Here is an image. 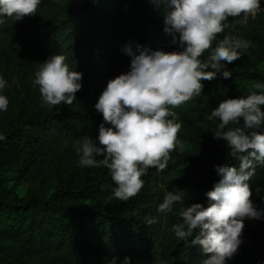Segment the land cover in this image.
<instances>
[{"label": "trees", "instance_id": "trees-1", "mask_svg": "<svg viewBox=\"0 0 264 264\" xmlns=\"http://www.w3.org/2000/svg\"><path fill=\"white\" fill-rule=\"evenodd\" d=\"M262 7L258 14L264 20V0ZM243 17H229L213 47L228 34L229 25ZM6 19L0 33L10 44L1 50L3 57H33L34 74L24 86L23 99L13 98L16 103L0 111V126L7 116L14 120L0 128L5 137L0 140V264H112L113 258L122 264L125 257L131 264H153L149 255L162 264H203L207 255L191 243L199 230L187 241L173 231L174 225L183 223L181 206L173 213L158 211L165 193L155 185V168L142 177V190L124 202L114 195L111 170L79 166L75 150L76 141L89 138L99 146L104 120L95 105L109 80L131 70L128 46L137 54L142 49L183 50L178 35L165 31L163 6L152 0H41L34 16ZM244 31L250 47L235 61L239 78L217 74L203 83V92L190 101L189 111L179 108L175 116L185 150L181 153L178 146L170 153L166 169L173 173L169 191H187L185 207L209 205L206 193L222 178L217 165H240L227 142L214 138L219 119L208 117L225 99L245 97L258 91L255 85H264V29L249 25ZM40 52L49 53V58L62 54L72 70L83 73L72 105H44L39 86L33 85L43 63ZM16 163L34 179L45 181L53 173V189L22 197L3 194L4 176ZM255 168L249 181L252 200L264 210V163L255 162ZM151 218L156 223L149 225ZM244 223L242 243L226 264H264V217Z\"/></svg>", "mask_w": 264, "mask_h": 264}, {"label": "clouds", "instance_id": "clouds-1", "mask_svg": "<svg viewBox=\"0 0 264 264\" xmlns=\"http://www.w3.org/2000/svg\"><path fill=\"white\" fill-rule=\"evenodd\" d=\"M152 2L163 6L165 31L178 35L183 50L142 49L137 54L128 46L125 51L132 58L131 70L109 80L95 105L104 120L99 126V146L89 138L76 141L75 147L79 166L111 170L116 184L114 195L124 202L142 190V177L150 168L163 172L170 153L178 146L184 152L179 139L181 124L176 122L172 109L200 96L203 81H211L217 74L231 78L225 65L248 51L249 41L237 37H225L213 47L217 36L228 27L225 22L229 17H255L261 9L260 0ZM40 3L41 0H0V25L5 24L4 17L19 21L34 16ZM205 53L207 58H203ZM35 77L33 85L39 86L45 106L72 105L82 88L83 73L72 70L62 54L43 62ZM7 87L8 82L0 77V92ZM255 88L258 91L245 97L225 99L208 117L219 119L214 138L226 141L231 157L240 161L238 168L216 166L222 178L206 193L209 205L193 203L185 207L188 193L176 189L168 191L158 206V211L165 214L181 206L183 223L174 225L173 231L179 240L187 241L199 230L191 243L200 245L207 255L203 264H226L242 243L245 219L264 217V210L252 200L249 183L256 172L255 162L264 163V132L259 131L264 127V85L257 84ZM8 106V97L0 94V111L6 112ZM147 223L152 225L156 219ZM112 264H116V258ZM122 264H131V259L125 257Z\"/></svg>", "mask_w": 264, "mask_h": 264}, {"label": "rangeland", "instance_id": "rangeland-1", "mask_svg": "<svg viewBox=\"0 0 264 264\" xmlns=\"http://www.w3.org/2000/svg\"><path fill=\"white\" fill-rule=\"evenodd\" d=\"M261 10L262 8V0H260ZM259 13V12H258ZM256 14L255 17L248 16L247 18L243 17L241 20L229 25L228 34L223 37L232 38L237 37L241 39H246L245 28L249 27V25H256L260 29H264V20L263 16H259ZM7 17H4L5 21ZM1 27V25H0ZM1 32V30H0ZM222 39V40H223ZM221 40V41H222ZM10 44V40L4 36V34L0 33V77H3L8 82V87L0 94L6 95L9 99L8 109L13 106V98L15 100H21L25 96L26 89L24 86L28 84L34 74L32 70L33 57L26 56L24 58L14 59L13 55L9 56V58H4L1 50L6 48ZM43 62L49 59V53L40 52L38 53ZM71 67V65H70ZM225 67L231 71L233 77L239 78V69L237 64L234 62L226 64ZM211 71L210 69H207ZM216 79V78H215ZM15 81V83H14ZM242 81V80H241ZM209 81H203V83H208ZM17 84L19 85L17 87ZM191 101V100H190ZM189 102L181 105L179 108H184L189 111ZM179 108L172 109L176 116L179 115ZM29 110V109H28ZM27 110V111H28ZM13 113V112H12ZM14 124L13 117L7 116L6 123L2 124L0 128H4ZM22 159H18V162H21ZM155 175V185L157 188H162L163 192L166 194L169 191V179L172 176V172L165 169L163 172H156L154 169ZM4 186L2 189L3 194H6L10 197H22L26 195H30L33 192L39 193H49L53 189V185L56 181V176L53 173H49L44 179L45 181L34 179L30 174H25L24 170L21 168L20 163H16V165L12 168H9L5 174ZM153 264H162V262L156 258L155 255H149L147 257Z\"/></svg>", "mask_w": 264, "mask_h": 264}]
</instances>
